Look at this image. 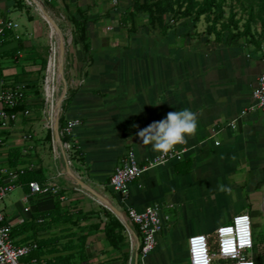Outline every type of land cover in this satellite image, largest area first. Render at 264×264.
<instances>
[{
  "label": "crops",
  "instance_id": "obj_1",
  "mask_svg": "<svg viewBox=\"0 0 264 264\" xmlns=\"http://www.w3.org/2000/svg\"><path fill=\"white\" fill-rule=\"evenodd\" d=\"M8 21L19 25L13 33L24 48L18 50L17 41L0 47V81L24 84L26 96L30 92L26 69L33 67L38 51L32 41L33 28L37 25L31 21L25 25L28 29L24 28L23 12L16 0H0V35ZM202 23L203 19L199 22L182 19L171 22L172 26L165 32L158 27H138L127 37L120 32L119 25L113 27L107 23L106 29H98L100 38L91 35L88 26L92 49L87 55L93 58V63L84 74L82 85L73 80L76 92L63 115L67 122L81 121L74 131V140L83 160L73 167L82 169L76 175L84 186L91 188L87 197L92 203L84 204L81 199L73 202L71 222L53 225L35 235L32 229H17L13 236L17 244L60 237L61 246L66 243L75 246L64 254L79 257L83 251L90 260L87 264H103L110 258V245L101 242V233L88 236L87 245L82 248L79 236L83 233H78L82 225L74 223L80 217L76 211H98L101 229L107 226L115 234L117 219L109 220L103 208L126 214L129 208L143 211L158 204L170 218L155 252L139 264H190L188 241L191 237L205 235L210 242L220 227L247 209L255 226L258 225L256 220L264 217V111L244 115L242 112L253 104V91L264 73V44H255L245 37L233 39L227 34L219 41L206 32ZM30 105L26 98L25 107ZM185 108L196 114L198 126L186 144L176 146L179 150L187 149L183 161L147 169L130 186L127 201L121 203L109 187L119 158L133 150L142 162L154 159L159 153L151 145H142L138 131L166 118L168 112ZM30 109H24L30 115H20L9 128L0 125L1 186L9 182V176L15 171L9 166L10 150L19 148L20 160L26 159L30 142L25 136L35 129L34 123L28 120L33 115ZM233 121L232 128L229 124ZM185 161L192 163L191 172L178 174L176 166ZM24 167L28 164L18 168ZM56 172L49 178L46 176L47 179L51 181ZM53 181L60 186L64 182L61 178ZM69 183L66 189L81 192ZM76 183L80 185L78 180ZM221 185L230 191H221ZM84 186L81 187L86 189ZM206 193L212 194L217 214L210 210L212 207L208 214L198 211L203 209L197 204L203 202ZM230 194L237 195L243 206L224 213L222 209L227 207L226 197ZM64 200L51 194L31 195L18 186L3 203L6 222L14 230L29 223L33 215L54 210L56 202ZM132 229L137 231L135 226ZM257 247L255 261L264 264V243Z\"/></svg>",
  "mask_w": 264,
  "mask_h": 264
},
{
  "label": "rangeland",
  "instance_id": "obj_2",
  "mask_svg": "<svg viewBox=\"0 0 264 264\" xmlns=\"http://www.w3.org/2000/svg\"><path fill=\"white\" fill-rule=\"evenodd\" d=\"M35 1L41 3L45 13L49 14L51 18L55 21L60 33L62 35L63 43H62V52H61V64L59 66V74L58 79L60 81H54V75H50L49 67L50 61L53 54V39H52V27L53 24L48 21L47 14L41 15ZM19 5V8L23 12V22L24 28L25 25H29L28 22L35 21L37 27L33 28V33H29L32 35L33 43L35 44L34 49H38L36 61L32 65L33 67H28L26 72L29 74L28 78H30L28 85V95L26 98L28 99V103H30V107L32 108V117L29 118V121L34 123L35 129L30 130L27 135L32 134V138L29 139L28 142V153L26 154V159L24 160L25 164H28L29 167L41 169L45 175L49 178L56 172L57 166L60 167L59 171L66 170L68 164L72 162L73 166L80 165L79 162L83 160L81 157L76 159V157L72 156L69 158L68 155L62 152L61 158L56 159L57 154L55 153V149L53 146L52 140V131L47 128V126H51L52 118L54 120L59 116V126H60V118L64 114V106L67 104V99L74 96L76 92V85L73 84V80H76L77 84H80V81L84 78V74L86 76L88 68L93 63V58L90 55H87L85 52L83 44L79 40V35L74 27L72 18L78 17L76 9L78 7L88 8L94 6L95 9H92V13L89 16V33L94 34L95 37L100 38L101 36L98 33L99 27L107 28V23L111 24V26H118L121 28L124 35L130 36V34L134 33L136 28L138 27H148L151 28L150 21L147 19V15H142L137 18L136 24L134 25V29L129 27H123L121 25V17L122 14L125 13L131 7V3L129 0H16ZM97 8V9H96ZM99 8V9H98ZM248 8L250 5L248 4ZM241 8L239 10V16L243 17L244 11L248 10ZM243 9V10H242ZM255 9V21L252 22L251 26V35L249 36L250 41L262 42L264 44V34L262 28V21L260 20L257 11L258 6L254 7ZM100 10V11H98ZM101 10L103 11L101 13ZM102 14V15H101ZM113 15V16H112ZM146 16V18H144ZM101 17V18H96ZM263 18V19H262ZM262 20H264V15H262ZM167 20V19H166ZM204 20V19H203ZM244 25L249 21L247 16L242 18ZM205 23V24H204ZM203 26L207 27L206 22L204 21ZM27 28V27H26ZM31 28V27H30ZM28 29V28H27ZM113 30L115 28H112ZM123 35V37H124ZM136 38V37H135ZM132 37L129 40V43L132 45L133 43ZM98 41V40H97ZM128 41V40H126ZM132 47V46H131ZM63 55V57H62ZM65 60V61H64ZM54 83V86L52 84ZM80 86V85H79ZM55 92V93H54ZM66 92V94H64ZM27 94V93H26ZM55 95V96H54ZM63 98V99H62ZM48 99V101H47ZM61 101V104L59 102ZM61 105V106H60ZM68 106V105H67ZM61 110V111H60ZM60 111V114H58ZM61 153V149L58 150ZM75 172L74 176H76V172L82 171V169L72 167ZM68 177H62L61 186L62 193L61 196H66L64 201H60L63 204V208H67L66 212L74 217L73 202L81 199L84 204L92 203V201L87 197L88 192L83 190L78 184L75 182L69 183ZM79 188L81 192H70L71 189H66L67 187ZM75 184V185H73ZM87 185V184H86ZM89 186V185H88ZM85 192V193H84ZM9 198V197H8ZM7 198V199H8ZM212 194H204L203 202H199L198 208L203 206V209H199L200 213L208 214L210 210H213V213H218L215 208ZM6 199V200H7ZM65 203V204H64ZM211 204V205H209ZM227 207L223 206L222 211L224 213L231 212V209L240 205L239 200L237 199V195H227L226 197ZM243 206V205H240ZM248 207V204H245ZM210 207H212L210 209ZM101 209L103 207H100ZM210 209V210H209ZM105 215L109 218V220H115L113 213L106 209H102ZM209 210V211H208ZM216 211V212H215ZM250 216L251 213L249 209L246 210ZM80 214V217L75 224H77L79 230L78 233H83L80 237V246L84 248L87 245L86 238L88 236L100 235L103 233L102 241L106 244L110 245V258L106 259L105 264H129L130 260L134 258V252H136V241L131 245V241L128 238L126 231L117 225L118 232L114 234L117 246H112L107 226L101 229L100 225V215L98 211L93 209H81L76 211ZM196 215V214H195ZM174 218V216H173ZM252 218V217H251ZM83 219V221H81ZM194 221V220H193ZM102 222V221H101ZM117 223V222H116ZM232 221H229L227 225H230ZM258 224L255 226V220L252 218V227H253V235L255 240V249L253 252H249V254H254L258 251L257 244L261 245L264 243V217H260L256 220ZM76 226V225H75ZM87 230H90V235L85 233ZM164 232V231H163ZM78 235V234H77ZM213 242V249L217 251V236L213 235L210 243ZM95 244L97 242H94ZM107 253V252H106ZM107 257V256H106ZM75 264H87V261H90L84 254L81 252V255L78 257H74ZM95 261V259H94ZM103 263V264H104ZM138 262L137 264H139ZM224 261H217L215 264H224Z\"/></svg>",
  "mask_w": 264,
  "mask_h": 264
},
{
  "label": "built area",
  "instance_id": "obj_3",
  "mask_svg": "<svg viewBox=\"0 0 264 264\" xmlns=\"http://www.w3.org/2000/svg\"><path fill=\"white\" fill-rule=\"evenodd\" d=\"M18 27L19 25L12 21L5 23V28L8 30L14 31ZM15 38L18 39L19 37L15 35ZM83 83L84 79L80 81L79 85ZM25 92L24 84H9L5 79L0 81V125L2 128H9L12 123L19 119L20 115H30L29 110L17 112L8 110L25 105ZM256 110L264 111V73L259 77L258 85L253 91V104L244 110L242 115ZM80 125V120H73L68 122L64 130L58 129V131L56 128H52V126H47L52 131L53 146L57 154L55 156L57 157L56 159L61 158L62 152L65 156L68 155L69 158L72 156L76 157V159L80 158L76 154L74 146V131ZM229 126L235 127V121L231 122ZM65 137H71V140L63 141ZM31 138V134L25 136V139ZM60 149L61 153L58 151ZM186 152V148L181 150L175 148L167 156H162L159 153L154 159L142 162L133 150H129L119 158L114 173L111 176L109 187L119 196L121 203H125L130 195V186L139 181L147 169L164 166L173 161L181 162ZM72 167L73 164L70 162L66 170H58L56 175L51 178L52 182L48 180L44 187L38 182H31L29 185L31 195L51 194L64 200L65 198L61 196V186L57 181L53 180L68 177L67 179L70 182L76 183V180H78L80 183H83L79 176L72 174ZM9 178V182L0 186V264H27L25 258L38 249V244L36 242L17 244L12 238L13 227L6 222L3 203L18 187L16 185L18 175L13 172ZM79 186L81 187L82 185ZM82 189L88 193L92 192L89 186L86 189ZM113 214L126 231L131 245L135 241L137 244L134 258L130 260L129 264L143 262L155 252L159 244L160 235L165 229V223L170 218L163 214V208L158 204L148 206L143 211L129 208L126 214L121 212H113ZM134 226L137 228V231H133L132 227ZM216 236L217 251H214L209 238L205 235H197L189 239L188 253L190 264H215L217 261H224V264H257L254 254H249V252H253L255 249V240L252 218L248 212L236 216L230 225L220 227L216 232ZM35 262L33 260V263Z\"/></svg>",
  "mask_w": 264,
  "mask_h": 264
},
{
  "label": "trees",
  "instance_id": "obj_4",
  "mask_svg": "<svg viewBox=\"0 0 264 264\" xmlns=\"http://www.w3.org/2000/svg\"><path fill=\"white\" fill-rule=\"evenodd\" d=\"M66 1V0H65ZM131 7L121 17V25L123 27H129L134 29L136 20L142 15H147V19L150 21L151 27H158L165 32L166 29L172 26L171 22H179L182 19H192L194 22H199L202 19L207 24L206 32L210 35H214L217 40L221 41L227 34L228 37L233 39L249 38L251 35L252 22L255 21V9L258 6L257 14L262 21V28L264 34V0H129ZM248 4L250 8H248ZM248 10L244 11V16L249 19L244 25H242V18L239 16V10L241 8ZM94 9V6L88 8L78 7L76 12L78 17L72 18L74 27L79 35V40L83 44L85 52L89 53L92 49V41L88 36V26L90 22V12ZM243 10V9H242ZM262 18V19H261ZM167 19V20H166ZM9 41L19 42L18 50L24 48L22 42L15 38V34L12 30L4 29L0 35V47H3ZM254 42L255 41H251ZM261 45L262 42H256ZM17 50V51H18ZM15 51V52H17ZM71 102V97L67 99V104L63 107L66 110L67 105ZM31 108V107H30ZM25 105H22L16 109L9 111H23L24 109H30ZM68 122L65 120L64 115L60 118V130H64ZM63 139V138H62ZM71 137H65L63 141H69ZM76 154L82 159V152L75 144ZM21 150L19 148L11 149L9 152V166L13 168L18 175L16 181L17 186L24 188L26 193L30 192V183L38 182L42 187L48 182L45 173L41 169L33 167L18 168L25 162L20 160ZM192 170V163L185 161L179 163L176 166V172L178 174H188ZM3 179H0V186ZM40 221H42L40 223ZM72 221V217L61 206L60 201L55 204L54 210L50 212H42L40 214L33 215L32 220L28 223L25 222L22 226L12 230V238L15 235L17 229L29 230L32 229L34 235L50 229L53 225L69 223ZM117 224L123 228L121 223L117 221ZM124 229V228H123ZM112 230H109V239L112 246L116 247L117 243L114 234H111ZM61 238L55 237L49 240L35 241L38 244V249L33 252L29 257L25 258L27 264H75L74 256L72 254H64L75 249L70 243H66L65 246L59 244ZM33 260L36 262L33 263Z\"/></svg>",
  "mask_w": 264,
  "mask_h": 264
},
{
  "label": "clouds",
  "instance_id": "obj_5",
  "mask_svg": "<svg viewBox=\"0 0 264 264\" xmlns=\"http://www.w3.org/2000/svg\"><path fill=\"white\" fill-rule=\"evenodd\" d=\"M197 116L190 109L168 112L166 118L154 121L138 131L142 145H151L153 151L167 156L177 145L187 143V138L197 131ZM138 127V125H134ZM221 191H230L221 185Z\"/></svg>",
  "mask_w": 264,
  "mask_h": 264
},
{
  "label": "bare ground",
  "instance_id": "obj_6",
  "mask_svg": "<svg viewBox=\"0 0 264 264\" xmlns=\"http://www.w3.org/2000/svg\"><path fill=\"white\" fill-rule=\"evenodd\" d=\"M35 3L37 5V8H38L40 14L41 15H45L46 13H45L41 3L38 2V1H35ZM52 39H53V54H52V58H51V61H50L49 72H50V75H54V81L56 82V81H60V79L59 80H57V79H58V74H59V66L60 67L62 66L61 61H60V59H61L60 55H61V52H62L63 39H62V35L60 33V30L55 25H53V27H52ZM62 57H63V55H62ZM52 84L54 86L53 82H52ZM54 91H55V86H54ZM47 101H48V99H47ZM59 104H61V101L59 102ZM60 111H58L59 112L58 114H60ZM58 118H59V116L56 117L55 120H54V118H52L53 120L51 122V126L54 129L56 128V124H57ZM80 185L84 186L83 183H80Z\"/></svg>",
  "mask_w": 264,
  "mask_h": 264
},
{
  "label": "water",
  "instance_id": "obj_7",
  "mask_svg": "<svg viewBox=\"0 0 264 264\" xmlns=\"http://www.w3.org/2000/svg\"><path fill=\"white\" fill-rule=\"evenodd\" d=\"M46 14H47V13H46ZM47 18H48V20H50V22H51L53 25H55V26L57 27L55 21L51 18V16H50L49 14H47ZM64 94H66V92H65ZM58 129H59V118H58V121H57V124H56V130L58 131Z\"/></svg>",
  "mask_w": 264,
  "mask_h": 264
}]
</instances>
